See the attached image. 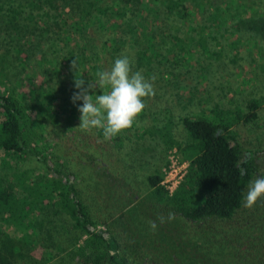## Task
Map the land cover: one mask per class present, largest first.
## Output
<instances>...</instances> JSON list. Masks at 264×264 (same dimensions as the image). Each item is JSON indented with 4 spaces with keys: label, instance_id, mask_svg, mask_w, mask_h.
Instances as JSON below:
<instances>
[{
    "label": "trees",
    "instance_id": "obj_1",
    "mask_svg": "<svg viewBox=\"0 0 264 264\" xmlns=\"http://www.w3.org/2000/svg\"><path fill=\"white\" fill-rule=\"evenodd\" d=\"M159 1L152 8L153 0H0V162H13L12 179L0 176V264H12L21 251L14 235L36 234L38 225L54 226L56 249L68 250L76 264H145L144 255L132 251L135 243L146 244L143 238L134 233L133 241L125 222L105 230L101 221L112 218L115 206L119 209V201L110 197L114 191L134 190L129 176L139 174L138 151L129 150L137 139L161 144L165 151L179 148L190 163L173 194L161 185L160 169L147 177L151 193L132 197L119 211L130 213L129 227H140L139 212L150 205L154 214L164 215L163 228H183L181 220L192 226V233L186 225L184 230L190 234L189 247L171 233L159 234L174 245L167 264H185L180 256L187 251L193 264H264V221L252 224L242 212L250 181L264 175V150H245L234 130L243 117L246 122L257 118L264 95L249 101L246 116L239 111L235 118L219 104L227 101L237 68L258 65L255 73H264V17L258 24L236 25V34L226 23L233 20L224 15L220 0L214 8L208 0L196 18L182 0ZM177 19L200 31L193 36L174 30ZM122 54L133 61V71L143 70L152 79L155 94L148 98L156 101L159 94L166 97L161 92H170L172 98L165 99L172 107L163 114L145 107L130 129L110 139L100 129H63L64 123L80 117L79 101L67 110L60 103H73L75 79L83 78L86 87ZM27 67L34 68L30 94L35 102L19 91L18 80ZM47 71L59 78L63 95ZM192 82L205 88L206 104L215 107L180 119L172 103L180 100V84L187 89ZM211 89L218 92L212 100ZM89 94L101 95L102 90ZM30 157L44 166V173L19 168ZM82 179L95 183L96 215L81 199ZM259 201L263 205L258 202V216L263 217L264 197ZM128 256L134 257L133 263Z\"/></svg>",
    "mask_w": 264,
    "mask_h": 264
},
{
    "label": "rangeland",
    "instance_id": "obj_2",
    "mask_svg": "<svg viewBox=\"0 0 264 264\" xmlns=\"http://www.w3.org/2000/svg\"><path fill=\"white\" fill-rule=\"evenodd\" d=\"M107 3H113L114 0H106ZM185 5L188 6V11L192 15L194 14V17L198 15L199 8L202 6V8L205 6L206 2L208 0H182ZM216 0L210 1V7L215 6ZM159 0H153L152 8H156L159 4ZM220 8H222V11L224 15H228V19H232V22H226L227 25H230L231 32L236 31V25H243V22L249 26L251 24L257 23L260 18L264 17V0H220L219 4ZM201 8V9H202ZM230 17V18H229ZM193 17H191L192 19ZM170 23L172 22L171 19H169ZM175 26L173 27L174 30H182L183 33L186 34H192L193 36H196L198 32L200 31L199 28H196L198 26H195V29L190 30L189 23L188 22H181L180 20H176V23H174ZM243 37V36H241ZM238 37V38H241ZM234 54L235 51H234ZM256 65V64H253ZM34 68L27 67L26 70H24V75L21 76V78L18 80L20 84V94L23 95V97L29 101V102H35L36 98L30 94V90H33L32 83L35 78L34 74ZM258 65L255 67H245V68H237L236 72H234L233 79L230 81V87H229V93L226 96L227 101L224 103H219L222 106H225L227 111H230L229 113L232 114L236 118V116H246L249 113V110L247 108V105L249 101L253 99H262L264 95V73H255L257 72ZM46 71V70H44ZM46 74H49L51 76L52 80H58L59 78H56L51 72L47 71ZM49 76V77H50ZM35 82H37L35 80ZM53 84L56 87V90L60 93V95H63L61 90L63 89L61 87L60 81H54ZM31 85V86H30ZM87 87V86H86ZM85 87V88H86ZM186 86H184L182 83L180 84V100L177 98L175 103L176 105V114L180 115V119L183 116H186L188 114H202L206 113L207 111L213 109L215 104H209L207 105L205 102V98L207 97V94L205 93V88L199 86L196 82L190 83L189 87L186 89ZM97 91H101L98 87L96 88ZM185 91V92H184ZM65 92V90H64ZM178 91H174V93L177 95ZM164 93V94H163ZM161 94L166 97L172 98V93H167L165 91L161 92ZM218 94L217 90L211 89V92H209V97L212 100L214 98V95ZM35 95V94H34ZM68 95H65L64 98H66ZM69 97V96H68ZM157 97L158 100L153 101L154 99L146 98L145 99V105L146 107L153 112L159 111L161 114L165 113L166 110L172 105L165 99L166 97H162L160 94ZM60 103L62 105L63 110H67V106L75 107L76 104H73L70 102V100H60ZM80 105H82V101H79ZM154 104H157L154 106ZM166 107V108H165ZM168 107V108H167ZM69 108V109H70ZM77 108L75 109L76 112ZM240 111V115H239ZM78 112V110H77ZM154 114V113H153ZM153 114L152 117H153ZM142 117V115L139 116V118ZM151 122V120H150ZM148 120V123H150ZM181 124V123H180ZM80 126V119L76 118L74 122L67 121V124H63V129L65 128H76V130L83 131L82 128H79ZM183 128L180 125V133L182 132V139L180 141L185 140V134L182 130ZM234 130L236 131L238 135V139L242 146L247 151H255V150H264V102L261 105L260 109L257 110V118L254 120H251L250 122H246L245 118L240 122H237L234 126ZM51 132H56V129H53L50 127ZM182 141V142H183ZM45 147V145H44ZM138 151V169L137 171L139 174H132L129 176V182L134 186V190L132 193H130L131 190H121L120 188L117 189L112 193L110 197H113L114 202L119 201V209L117 206H115V210L113 211L112 218H102L101 221L104 222L103 229L108 230L109 227L114 225L115 223L118 226H121L123 222H125L127 227V233L131 237V239L134 241V233L136 235H139L141 238H143L146 242L144 245H140L139 243H135L134 247L132 248V251L134 252H141L142 255L145 257V261L149 262V264H167L169 261L171 262V258L174 255L175 251H172V247L174 246L171 242L164 241L163 237L159 235L162 233V231H166L167 233H171L175 235V239L179 243H185L187 247H189L191 244H188V238L190 237V234L192 233V226L190 224H187L181 220V223L183 224V228L178 227V229H167L163 228L161 220L163 221V214H160L157 216V214H154L152 212L151 206L149 205L148 208H144L143 211L139 212V217L136 221V223L140 224V227H129V224L126 222L131 219L130 213H121L119 212L123 207H121L123 204L129 202L132 197L143 198L147 197L151 193V188L149 185V182L147 181V177L155 171V169H160L162 171L163 177L166 176L165 170H168L169 167L172 164H175V167L182 173L183 171L187 172V169L189 167V159L183 154V152L179 148H174L169 151H165V148L160 144H154L151 141L145 140H136L134 144L130 146V154L131 152L135 153ZM1 156V155H0ZM171 157H173L174 163L171 161ZM1 159V157H0ZM11 164L13 162L11 161H5L3 164L0 162V176L5 178H10L11 175ZM19 168L21 170H31L34 172V174L39 175L44 173L45 168L43 165L39 164L34 157H30L28 159H25L23 162L19 163ZM264 171V168H263ZM264 173V172H263ZM12 179V177L10 178ZM82 179V185L80 186V196L82 201L86 206L89 207V210L92 214L95 213L98 214V209L95 208V201H94V187H96L92 182H90V185ZM123 183V182H121ZM107 188V187H106ZM103 192V191H102ZM106 193V196L104 197L107 201V198L110 195V192L106 189L104 191ZM247 192V191H246ZM258 202L262 204L261 201H257V203L251 207L247 208L244 206L242 207V212L244 215V218H246L250 223L255 224L258 222L262 223L264 220H260L258 216ZM263 205V204H262ZM264 208V206H262ZM151 210H150V209ZM262 221V222H260ZM39 222H42L39 218ZM149 222H154L157 227L155 230H153L150 227ZM185 225L188 228V231L186 234L184 233ZM111 226V227H112ZM223 227V225L221 226ZM172 228V227H171ZM5 229V228H4ZM113 229V228H111ZM6 231H9L12 233V229H5ZM54 226H50L49 229H45L42 226H36V234H33L31 231L29 232H22V233H16L14 236L18 239V245L21 247L20 253L14 256L12 260V264H76V261L71 260V258L68 256L70 252L68 250L66 252H59L58 249H56L58 242L54 241ZM195 232V231H194ZM29 233V234H28ZM184 233V238L182 237V234ZM56 234V233H55ZM51 236V237H50ZM181 236V237H179ZM28 237V238H27ZM76 235L74 238L71 239L70 245L76 240ZM181 239V240H180ZM52 241V243H51ZM84 239H80V244H82ZM194 242V241H192ZM191 242V243H192ZM183 245V244H182ZM186 245L185 250H186ZM197 247V244H196ZM227 249H229L228 246H226ZM141 249V251H140ZM180 251V249H179ZM188 257H183V255ZM181 255L180 257L182 260H184L185 264H193L191 254L187 251ZM134 255H137V253H134ZM180 255V254H179ZM178 255V256H179ZM134 257L128 256V260L130 263H133Z\"/></svg>",
    "mask_w": 264,
    "mask_h": 264
},
{
    "label": "clouds",
    "instance_id": "obj_3",
    "mask_svg": "<svg viewBox=\"0 0 264 264\" xmlns=\"http://www.w3.org/2000/svg\"><path fill=\"white\" fill-rule=\"evenodd\" d=\"M132 65L130 57L122 54L114 60L109 69L98 71V79L95 82L90 81L86 88L83 78L75 79L78 91L73 94L72 102L75 104L76 101H82L78 108L79 128L100 129L104 138L110 139L133 126L146 107L145 99L153 96L155 89L152 79L146 78L143 70L133 71ZM72 67L77 70L75 60H72ZM97 87L102 90L101 95L89 94L94 93ZM241 174H244L243 169ZM262 197L264 175L250 181L244 197V206L251 208ZM149 223L155 230L157 225L154 222Z\"/></svg>",
    "mask_w": 264,
    "mask_h": 264
},
{
    "label": "built area",
    "instance_id": "obj_4",
    "mask_svg": "<svg viewBox=\"0 0 264 264\" xmlns=\"http://www.w3.org/2000/svg\"><path fill=\"white\" fill-rule=\"evenodd\" d=\"M171 161L174 163L173 157H171ZM165 174L166 176L164 177L161 185L169 191L170 194H173L183 181L186 171L180 173V171L175 167V164H172L168 170H165Z\"/></svg>",
    "mask_w": 264,
    "mask_h": 264
},
{
    "label": "flooded vegetation",
    "instance_id": "obj_5",
    "mask_svg": "<svg viewBox=\"0 0 264 264\" xmlns=\"http://www.w3.org/2000/svg\"><path fill=\"white\" fill-rule=\"evenodd\" d=\"M145 264H149V262L146 261Z\"/></svg>",
    "mask_w": 264,
    "mask_h": 264
}]
</instances>
